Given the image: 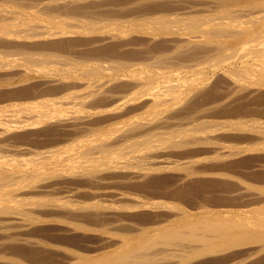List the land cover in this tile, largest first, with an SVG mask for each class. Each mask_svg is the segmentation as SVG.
Listing matches in <instances>:
<instances>
[{
	"label": "bare ground",
	"instance_id": "6f19581e",
	"mask_svg": "<svg viewBox=\"0 0 264 264\" xmlns=\"http://www.w3.org/2000/svg\"><path fill=\"white\" fill-rule=\"evenodd\" d=\"M246 165L264 0H0V264L254 261Z\"/></svg>",
	"mask_w": 264,
	"mask_h": 264
},
{
	"label": "rangeland",
	"instance_id": "374dc122",
	"mask_svg": "<svg viewBox=\"0 0 264 264\" xmlns=\"http://www.w3.org/2000/svg\"><path fill=\"white\" fill-rule=\"evenodd\" d=\"M252 168L253 167H249L248 168V165H246V166H242L240 170H235V172L239 173V174H243L246 171H247V173L248 172H252V171H257V172L260 171V173L261 172L264 173V170H262V171L261 170H254V168L253 169ZM229 189H231L230 186H224V185L219 188V191H220L221 194L218 191V193H215V196H213V200L215 199V204H219L222 201H223V203H225V201L227 202L229 200V199H227L229 193H227L228 191H226V190H229ZM224 193L226 195H224ZM253 193H255V192H253ZM263 257H264V252L260 256H258L254 261H249L247 263L245 262L244 264H264V261L260 262V259L263 258Z\"/></svg>",
	"mask_w": 264,
	"mask_h": 264
}]
</instances>
